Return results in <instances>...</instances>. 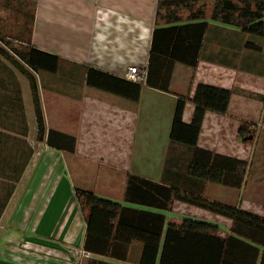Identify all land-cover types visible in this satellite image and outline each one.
Wrapping results in <instances>:
<instances>
[{
	"label": "crops",
	"instance_id": "crops-1",
	"mask_svg": "<svg viewBox=\"0 0 264 264\" xmlns=\"http://www.w3.org/2000/svg\"><path fill=\"white\" fill-rule=\"evenodd\" d=\"M160 1H163V14L171 9L182 20L157 21ZM215 1L14 0L10 14L4 13L0 1V35L19 37L16 41L60 59L54 72L35 71L12 51L7 49L22 68L0 53V98L19 83L29 127L28 138L34 148L0 216V264H88L92 259L111 264H140L142 245L137 241L130 245L128 260L80 253L81 249L85 250L87 223L76 188L92 190L101 197L124 203L129 173L154 181L165 178L171 183L192 179L178 166L184 167L190 158L187 147L170 142L177 96L192 97L200 82L230 89L244 88L235 83V77L240 79L245 75L229 61L237 58L236 53L245 46L248 36L241 26L211 19ZM202 9L208 29L198 65L191 67L177 62L170 92L145 83L141 85L138 100L123 94L128 91L127 83L122 80H128L125 75L129 67L147 69L154 29L201 21L188 20V16ZM260 45L264 50V36ZM91 68L115 76V84L123 92L89 84ZM27 71L36 76L47 131L54 129L74 136L75 150L50 146L46 138H33L37 124ZM250 100L234 92L225 114L208 110L199 146L244 159L239 154L245 149L243 144L229 146V140L234 135V127L239 131L240 122H252L257 118L258 103ZM194 109V103L187 101L185 122H190ZM162 124L165 126L163 137L159 128ZM161 138H168L166 149L163 153L158 150L156 163L145 162L139 149L143 153L146 148H155ZM132 156L136 164L130 162ZM209 184L212 183L205 185L206 195ZM177 202L166 212L167 221H183L176 211ZM216 216L220 218L217 221L208 216L200 219L231 224L230 219ZM229 228L230 225L220 230L227 233Z\"/></svg>",
	"mask_w": 264,
	"mask_h": 264
},
{
	"label": "trees",
	"instance_id": "trees-1",
	"mask_svg": "<svg viewBox=\"0 0 264 264\" xmlns=\"http://www.w3.org/2000/svg\"><path fill=\"white\" fill-rule=\"evenodd\" d=\"M7 1V0H6ZM11 1V0H9ZM14 1V0H13ZM12 3V1H11ZM160 1L157 21L180 22L175 11L162 13ZM205 10L196 11L189 23L157 26L154 29L146 83L155 89L170 92L173 70L177 62L196 67L200 61L208 21ZM211 19L224 24L241 26L248 36L245 46L261 49L264 36V0H216ZM0 35L6 47L0 53L17 67L16 54L35 71H56L59 57L23 43H15ZM258 37V38H257ZM23 40V39H21ZM29 44L30 41H26ZM8 49V50H7ZM4 68V65H3ZM2 68V69H3ZM25 72V70H24ZM37 124V139L50 146L68 151L75 150L74 136L50 129L47 131L44 110L36 76L27 71ZM116 77L97 69H89L88 83L114 92H123L115 84ZM128 91L123 92L138 100L141 84L122 80ZM235 89L200 82L194 94L178 95L173 115L170 142L184 145L190 153L182 166L191 180L171 183L163 178L154 181L129 173L122 202L95 194L92 190L76 188L81 209L86 216L87 232L84 249L111 258L128 260L133 242H140V264H264V215L239 204H227L205 194L206 183H217L232 188L244 185L249 164L236 156L218 153L199 146V135L208 110L225 114ZM194 105L190 122L183 119L187 101ZM246 121H242L238 134L247 140ZM10 132L20 134L21 138ZM28 122L19 83L10 93L0 98V216L4 211L34 148L25 139ZM167 170V162L166 168ZM176 201L205 209L231 220L229 232L222 233L216 222L185 217L181 223L167 221V211ZM88 264H111L92 259Z\"/></svg>",
	"mask_w": 264,
	"mask_h": 264
},
{
	"label": "rangeland",
	"instance_id": "rangeland-1",
	"mask_svg": "<svg viewBox=\"0 0 264 264\" xmlns=\"http://www.w3.org/2000/svg\"><path fill=\"white\" fill-rule=\"evenodd\" d=\"M0 1L2 2L1 6L4 10V13H13L11 9L14 5L13 0H11L12 3L9 0ZM29 10L30 9L27 8V11ZM7 38L11 41H14L15 43H18L16 41V38L19 37ZM22 38H25V36H23ZM0 46L3 47L5 46V44L0 41ZM236 55L237 58L233 62H229H231V66H233L238 72L245 75V77H240V79L235 77V81H237L235 83H238V85L240 84L244 87L240 88L238 86L234 88L235 93L239 96L243 95L251 98V103H253L252 99H255L258 103L257 118L255 120H252V122L246 121L248 123L246 130L249 134L247 136V140L243 141V139L239 137V134L236 131V127H234L233 129L234 135H232V138L229 140V146H233L238 142L243 144V148L245 149L240 151L241 153L239 154H241L240 157H243L248 161V174L246 176L244 185L241 188H232L217 183L209 184L211 186H209V193H207V196L227 204H240L246 209L264 215V50L263 48L255 49L253 47L251 48L244 46L238 53H236ZM236 112L238 113V111ZM164 127V124L159 126L162 137L164 136ZM11 133L16 137L21 138L20 134L10 132V134ZM32 134L34 135L33 138L36 137L37 139V129L36 131H33ZM28 136L29 127L28 134L27 136H25V139L32 146V142L29 140L30 137L28 138ZM156 143L157 145L155 146V148H146L144 149L143 153H141L142 149H139V155L141 157L144 156L145 162L151 161L152 164L157 162V156H159L158 150L163 153V150L166 149L165 143H168V138H161ZM226 143H228V141ZM236 150H238V148H236ZM137 154L138 151L136 150L135 157H137ZM135 157L132 156L130 158V162L132 161L134 164H136ZM176 211L179 216L183 217V219L185 217L201 218V216H208L209 218L216 219V221L220 219L216 216V214L212 212L180 201L177 202ZM216 224L220 226L221 230L230 225V223H220L219 221Z\"/></svg>",
	"mask_w": 264,
	"mask_h": 264
},
{
	"label": "built area",
	"instance_id": "built-area-1",
	"mask_svg": "<svg viewBox=\"0 0 264 264\" xmlns=\"http://www.w3.org/2000/svg\"><path fill=\"white\" fill-rule=\"evenodd\" d=\"M125 76L128 80L142 85L145 84L147 80V69L141 68L139 66H132L129 67ZM80 253H82L85 256L92 255L91 252L82 249L80 250Z\"/></svg>",
	"mask_w": 264,
	"mask_h": 264
}]
</instances>
